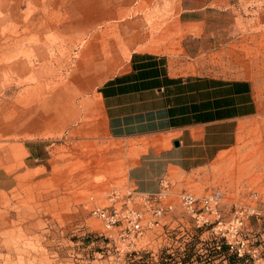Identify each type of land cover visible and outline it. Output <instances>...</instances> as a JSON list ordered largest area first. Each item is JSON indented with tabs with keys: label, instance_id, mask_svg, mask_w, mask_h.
I'll return each instance as SVG.
<instances>
[{
	"label": "rangeland",
	"instance_id": "obj_1",
	"mask_svg": "<svg viewBox=\"0 0 264 264\" xmlns=\"http://www.w3.org/2000/svg\"><path fill=\"white\" fill-rule=\"evenodd\" d=\"M182 8V0H0V68L7 70L6 64L23 57L36 72L38 50L46 42L49 84L67 82L74 43L93 40L108 50L114 39L123 43L122 27L130 22L132 36L167 52L177 70L252 77L262 107L241 130L238 143L206 166L173 177L169 185L201 196L221 190L226 218L236 204L264 208V0L210 7L203 23L193 26L180 19ZM80 28L82 33H75ZM63 139L51 145L48 169L32 186L0 192V264H107L105 254L93 260L102 248L97 242L87 245L85 238L103 228L93 208L107 204L113 188L125 192L130 186L128 169L138 157V140L105 133ZM247 228L257 247L255 261L264 264V220L252 218ZM193 247L189 264L243 261L234 253L224 260L201 242L193 241ZM255 261L249 258L246 264Z\"/></svg>",
	"mask_w": 264,
	"mask_h": 264
},
{
	"label": "crops",
	"instance_id": "obj_2",
	"mask_svg": "<svg viewBox=\"0 0 264 264\" xmlns=\"http://www.w3.org/2000/svg\"><path fill=\"white\" fill-rule=\"evenodd\" d=\"M233 2L182 0L180 19L189 26L201 24L205 10ZM122 28L123 43L114 39L108 50L93 40L74 43L67 82L49 84L46 42L38 50L36 72L23 57L6 64L7 70L0 68V192L32 186L48 169L51 145L59 146L65 135L102 133L138 140L129 184L156 192L165 180L202 168L235 146L241 130L259 114L262 103L252 77L177 70L167 52L132 36L130 22ZM64 57L58 54V62L65 64ZM159 235L142 241L156 248ZM98 253L105 254L97 249L93 260ZM104 256L112 264L113 256Z\"/></svg>",
	"mask_w": 264,
	"mask_h": 264
},
{
	"label": "built area",
	"instance_id": "obj_3",
	"mask_svg": "<svg viewBox=\"0 0 264 264\" xmlns=\"http://www.w3.org/2000/svg\"><path fill=\"white\" fill-rule=\"evenodd\" d=\"M222 198L221 190L202 196L188 190L175 191L167 180L156 192L139 191L131 185L123 192L116 187L107 204L93 208L92 214L102 220L103 228L90 239L85 238V243L101 244L103 253L124 264H182L193 241L219 250L215 254H221L224 260L226 253H234L243 258L240 264H246L249 258L255 261L257 247L251 242L247 225L252 218L264 220V208L257 203L236 204L226 218ZM158 232L160 246L149 247V241H142Z\"/></svg>",
	"mask_w": 264,
	"mask_h": 264
},
{
	"label": "trees",
	"instance_id": "obj_4",
	"mask_svg": "<svg viewBox=\"0 0 264 264\" xmlns=\"http://www.w3.org/2000/svg\"><path fill=\"white\" fill-rule=\"evenodd\" d=\"M192 249H194L193 247V242L190 243V245L188 246V253L185 255L184 258H182V264L184 263L185 260H188L189 257H190V254L192 252ZM216 251V250H215ZM219 250H217V253H218ZM172 264H176V261H173Z\"/></svg>",
	"mask_w": 264,
	"mask_h": 264
}]
</instances>
